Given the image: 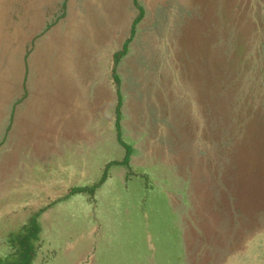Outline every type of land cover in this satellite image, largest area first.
<instances>
[{
	"label": "rangeland",
	"instance_id": "rangeland-1",
	"mask_svg": "<svg viewBox=\"0 0 264 264\" xmlns=\"http://www.w3.org/2000/svg\"><path fill=\"white\" fill-rule=\"evenodd\" d=\"M126 2L71 0L35 32L65 19L35 57L46 149L0 157V264H264V0ZM12 3L26 41L18 63L0 38V105L33 49Z\"/></svg>",
	"mask_w": 264,
	"mask_h": 264
},
{
	"label": "crops",
	"instance_id": "crops-1",
	"mask_svg": "<svg viewBox=\"0 0 264 264\" xmlns=\"http://www.w3.org/2000/svg\"><path fill=\"white\" fill-rule=\"evenodd\" d=\"M2 1V2H1ZM28 4L27 7L29 13L32 14V21L33 23L30 25V32L27 41L28 48L30 50V43L33 44V49L31 48V52L28 53V69L29 75L28 79V86L21 87L20 79L21 74L19 70V74L17 75V84L18 87L15 89V93L8 94L6 93L8 89H5L3 93L7 94L5 97V102L0 105L2 109V117L3 122L0 121V141L4 142L2 146H0V157L5 154H9L10 151H13L11 155L16 156L17 159L15 160V166L18 165V161L20 158H33L36 157L37 151H45L46 145L43 146L42 142H46L47 140L45 135L43 134L44 131V123H42L44 119V115L41 114L42 110H49L45 109L47 107L46 100L44 101L45 97V89L44 92H39L35 90V83H36V76H35V62H36V55L40 59L41 62L44 63L46 61L49 51L53 50L52 48L60 47L58 45L53 44L52 47V34H60L63 26L64 20L59 23L58 26L54 27L52 30H48L46 34L39 39V46H36L35 42V32L38 29H42L46 25V19L48 15L63 12L68 14L69 10L71 9L68 5L71 0L67 1V4L64 8H61L58 4L61 0H27ZM95 5L93 10L95 12H99L101 14L104 13H120L124 11V6L127 3L126 0L122 2V0H94ZM27 10V9H26ZM24 11V9H23ZM129 11V10H128ZM19 14L17 7L13 6L12 0H0V38H5L9 40L10 43L17 45V52L16 56H18V63L21 57V49H19L20 42L25 44V39L20 38L19 32H17V36L14 35L13 30L18 28L19 18L16 16ZM7 24V27L5 26ZM25 26V23H23ZM54 41V39H53ZM24 48V47H23ZM75 45L71 49L72 56H75ZM23 50V49H22ZM60 51H58V55ZM59 59V58H58ZM34 63V64H33ZM34 67V68H33ZM20 68V67H19ZM45 78H42V82L44 83ZM23 94L24 99L23 101L15 105L13 102L19 95ZM37 96L43 99V103L40 102L38 105ZM37 104V105H36ZM39 106V107H38ZM38 107V110L36 109ZM36 109V110H35ZM14 110V112H13ZM6 114H11L12 117V124L10 132L7 133L9 125L4 122V116ZM37 124H39L37 128ZM36 128V129H35ZM36 131L38 132L36 134ZM45 138V139H44ZM48 152V150H47ZM54 157L59 158V161L54 162L52 164V160L50 158V164L48 167L59 168L67 163L68 159V150L65 146L64 150L58 151L56 150L53 154ZM64 158V159H62ZM30 163V162H27ZM13 170V169H12ZM16 169L14 167L13 172ZM17 172V171H16Z\"/></svg>",
	"mask_w": 264,
	"mask_h": 264
},
{
	"label": "trees",
	"instance_id": "trees-1",
	"mask_svg": "<svg viewBox=\"0 0 264 264\" xmlns=\"http://www.w3.org/2000/svg\"><path fill=\"white\" fill-rule=\"evenodd\" d=\"M30 256H31V255L29 254V258H30Z\"/></svg>",
	"mask_w": 264,
	"mask_h": 264
}]
</instances>
